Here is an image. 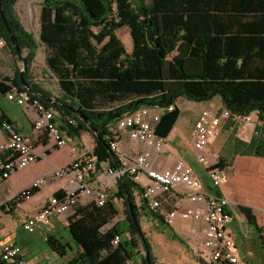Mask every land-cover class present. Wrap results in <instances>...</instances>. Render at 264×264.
<instances>
[{"label": "trees", "instance_id": "obj_1", "mask_svg": "<svg viewBox=\"0 0 264 264\" xmlns=\"http://www.w3.org/2000/svg\"><path fill=\"white\" fill-rule=\"evenodd\" d=\"M95 1L97 8L88 0L47 1L48 20L41 24V42L45 46L46 66L58 79L60 97L53 96L24 74L29 86L26 87L19 78L22 70L15 72L14 87L39 96L46 108L63 118L72 137L90 132L96 142L92 155L98 165L109 163L113 170L119 169L121 163L106 139L110 125L142 107L167 109L180 98L203 103L218 96L233 119L257 113L259 122L250 142L233 138L231 145L235 156L264 158V0H176L175 9L163 28L155 17L154 7L141 8L119 25L160 30L154 42L126 59L101 50L92 61L82 59L81 54L93 36L89 26L110 22L111 11L110 0ZM1 10L0 34L10 42ZM66 106L88 118L97 135ZM69 118L75 124H69ZM0 120L11 122L7 116H1ZM227 164L226 160L219 159L213 167L223 170ZM117 189L104 207L93 202L89 206H75L67 226L71 240L49 233L47 247L60 257L72 252L68 264H127L129 261L156 264L141 218L151 215L165 223L163 217L137 200L142 189L127 174L118 181ZM39 191L40 188L32 190L30 196ZM56 196L61 197L62 193ZM25 198V194H20L8 206L25 203ZM115 198L122 200L126 217L108 229L120 215L113 202ZM240 210L248 223L262 233L253 211L243 205ZM117 234L121 241L115 246L113 240ZM172 238L185 245L178 234L174 233ZM142 251L149 253V260Z\"/></svg>", "mask_w": 264, "mask_h": 264}, {"label": "built area", "instance_id": "obj_2", "mask_svg": "<svg viewBox=\"0 0 264 264\" xmlns=\"http://www.w3.org/2000/svg\"><path fill=\"white\" fill-rule=\"evenodd\" d=\"M6 39L0 34V53L8 44ZM7 98L35 114L33 128L37 137H46L58 149L72 145L73 137L66 134L56 122L57 113L46 108L39 96L29 93L28 90L13 87L8 92ZM174 108L175 106H172L167 110L172 112ZM232 116L228 109L220 113L201 110L192 131V147L198 154L197 159L200 164L207 168L208 179L215 190L222 186L223 172L209 163L207 158L209 147L223 121ZM160 120V116L155 115L151 107H142L125 114L110 125L106 139L121 163L120 169L106 170L107 175L113 179L111 185L127 174L142 189L137 194L138 201L142 200L152 212L161 215L167 226H173L178 218L182 221L200 223L202 236L195 253L205 264H250L236 254L232 236L227 229L234 221L229 207L230 201L220 194L204 192L196 171L182 160L177 161L172 169H156V158L164 152L165 147L163 138L159 137L154 129V125ZM67 121L71 125L75 124L74 119L69 118ZM123 133H128L133 142L142 145V151L130 162L121 155L119 147V138ZM75 152V148L72 147L70 160L64 166L56 167L52 173L36 178L28 188L18 194V196L25 194L27 201L32 198L31 191L42 188L49 178L62 182L58 191L63 193L62 196L52 195L41 211L27 217L24 222L26 232L32 234L38 225H49L52 215L65 216L74 212L75 206L82 198H91L97 206L103 207L109 201L108 191L104 188L92 187L87 179L88 175L95 174L98 169L97 158L92 154L89 156L88 153L76 156ZM47 157V151H37L34 143L20 134L11 122L0 120V186L4 181L10 180L15 172L27 169L40 160H46ZM143 177L149 179L148 184H143ZM181 195L188 199L192 206L168 210L166 204L169 203L170 198ZM6 205L7 203L0 205V263L31 264L20 244L4 236L1 213L2 207ZM120 241L121 237L115 235L113 244L117 246ZM127 264L134 263L129 261Z\"/></svg>", "mask_w": 264, "mask_h": 264}, {"label": "crops", "instance_id": "obj_3", "mask_svg": "<svg viewBox=\"0 0 264 264\" xmlns=\"http://www.w3.org/2000/svg\"><path fill=\"white\" fill-rule=\"evenodd\" d=\"M10 1L11 0H0V6H2L1 5L3 4L2 2L7 3ZM1 9H3V7H1ZM5 17L7 21L9 20L12 23L13 21L14 22L17 21V16L14 13H12L11 9H8V6L5 8ZM4 30L8 32V30L5 27H4ZM9 30L10 32L14 33V36L21 37L20 31L15 30L14 28L12 29L11 26ZM7 58L8 57L6 56L5 51H2L0 53V72L3 71L2 65L9 66L7 65L8 62L6 61ZM13 79L14 77L11 76L9 73L6 74L5 77L0 78V84H1L0 85V96L7 97V94L10 91V89L14 87ZM4 89H7L8 91L5 93ZM174 106L175 108L173 112H169L167 109L151 107L152 112L155 115L160 116L161 118V121L154 125V129L157 135L163 138V141L165 144L164 152L161 155H159L155 161V167L158 170L172 169L175 166L177 161L179 160L184 161V158H182L179 152H182V150L185 149L186 145L185 143L183 145V142L181 140L185 139L187 145H190L192 147V144H191L192 131H193V127L196 123V120L201 110L206 109V110L215 111V112L216 111L222 112L223 110H225L223 103L218 96L214 97L210 101L203 102V103L202 102H192V101L186 100L185 98H180L178 99L177 103ZM22 110H23L25 118H21L11 113L9 110H5L0 105V117L7 116L8 119L11 120V123L15 126L16 130L20 134L25 136L26 138H29L34 143V146L36 147L37 151H42V152L47 151L48 157L46 160H40L37 163H34L31 166H29L27 169L25 168L22 170V172L25 173V176L28 177L26 181L22 182L21 184L19 183L18 185H15L17 180L14 177L20 171L19 170L12 175L10 180L4 181L2 184V187H0V192H2L1 196H3L2 198H0V205L3 203H7L5 208L2 209V213H1V219L3 223L2 225L4 226V229H3L4 236L9 240H12L11 236L15 233H12L11 231V233L8 234V232H6V227L7 228L12 227L11 223H14V221L18 219L19 221H17V223L19 222L21 223V228L17 232L26 233L24 229V222L26 221V218L41 211L45 202L52 195L60 191V186L62 182L57 181L54 178H49L45 186L43 188L40 187V191L33 196V198H35L37 195L42 193V189L45 188V190L47 191L46 198L43 199L41 202H39L35 208H32L28 211H26L24 208L27 203L26 201L25 203L23 202L22 204H18L17 206H8V202L16 198L23 189L28 188L31 185V183L35 181L36 178L40 176L43 177L45 175L52 173L56 167L58 168V167L64 166L67 163V161L70 160L72 147H74L76 150L75 152L76 156H81L84 153H88L89 156H91V154L94 153V150L96 147V142L94 138L92 137L93 135L90 134V132H82L81 136L79 137L73 136L72 145H69L63 149H58L46 137L36 136L34 132V128H33V120L35 119V114L33 112L27 111L25 108H22ZM182 118H185L184 124L186 125V128L189 130L190 137L188 139L182 135V131H181L182 128L179 129V126H178V124L181 123ZM227 120L228 119H225V121ZM56 122H58L60 126L65 127L64 132L68 134L67 126L64 124L63 118L59 117L58 113L56 114ZM181 127H185V126L182 125ZM246 131L248 133L250 132V138L249 139L242 138V140H246L250 142V140L252 139L254 135V127L252 129H248L246 127ZM168 141L172 142L173 146L172 145L169 146ZM119 147L121 150V155L126 157L128 162L133 161L135 158V155L142 151V145L133 142L130 139L128 133L121 134V137L119 138ZM207 158L210 164H217V162L219 161L220 155H214V154L210 155L209 154ZM221 159H224L228 162L227 166L223 170H221L223 172L221 188L215 190V188L211 186L210 181L208 179V175H207L208 173L207 168L203 166L206 172L202 175H199V173H197L201 181V185H202L201 189L204 192L209 193V194H214V193L217 194L218 192L220 195L226 197L230 201L229 207L233 214L234 221H232V223L228 225L227 229H228L229 234L232 236L231 238L233 239V242L235 245L236 254L242 260H244V262H248L250 264H264V243H263V240H264V158L263 157H248V156H240V155L235 156L232 152V154L229 155V157L223 156L221 157ZM41 162L42 164L44 163L45 165H43L40 169H37L38 167H40ZM184 163L188 165L185 161ZM107 168H111L109 163L101 162L98 165V169L96 173L93 175L87 176V179L90 182L92 187L104 188L108 191L114 188V185H116V183L111 185L113 179L111 176L107 175L106 173ZM142 181H143V184L149 183V179L146 177H143ZM11 188H13V190ZM115 189L117 192L118 191L117 187ZM92 202L95 203L93 199L91 198H88V197L82 198L79 201V208L86 206V205L89 206ZM113 202L116 204L117 208L119 209V212H121L120 202H122V200H120V198H115ZM241 205L250 208L253 211V213L256 215V217L258 218V224L262 228V233L259 232L253 226L254 229H256L259 233V237L257 238V241L251 240L253 242L250 243V241L246 240L248 235L244 234L240 223L242 222H245L247 224L249 223H248V220L245 214L240 210ZM191 206H192V203L189 202L188 199L184 198L183 195H181L180 197H171L169 203L166 204V208L168 210H173L176 208L185 209ZM73 213L74 212L68 215H65V216H56V214L52 215L51 221L53 220L54 224L51 226L50 225L51 222H50L49 225L51 227L49 228V230H47L44 233L46 234V239L49 233L54 234L55 236L58 237L59 234H57V231L62 227L67 230V226L69 224V218L72 217V215H74ZM118 216H121V214ZM117 217H115L114 220L107 226L108 229L112 228L117 222L122 223L119 221V218ZM15 218L16 220H14ZM156 223L159 224L162 222L159 220H156ZM49 225H43V226H49ZM181 225L182 226L196 225L199 230V236L197 239L199 240V243H200V236H202L201 224L198 223L197 221H182L181 218H178L174 222L173 226L166 227L167 225H161L162 227L161 230L156 231L155 234H160L158 235V237L161 239L163 243L169 246V243L171 242L167 240V237L166 235H164V232L168 233L170 230L171 232L178 234L176 229L177 227ZM235 230L240 233L241 235L240 240L238 239L239 236H238V233H235ZM32 234L24 236L25 243H29L31 245L35 243L34 239L31 238ZM155 234L149 233L148 234L149 240H150V235L154 236ZM155 238H157L156 235H155ZM14 241L20 244L18 242L17 237ZM150 244L152 248L155 247V245L151 241H150ZM158 246L162 247L163 245L161 243L160 244L158 243ZM181 246L183 247L186 246V243L185 245H181ZM23 252L27 256L24 249H23ZM242 253L246 255L245 259H243ZM43 254L49 255L46 249L44 250ZM27 258L30 260L29 262L31 264H36L34 260L30 259L28 256ZM66 258H67V264H68L72 257L67 255ZM190 264H201V263L195 260L194 263H190Z\"/></svg>", "mask_w": 264, "mask_h": 264}, {"label": "rangeland", "instance_id": "obj_4", "mask_svg": "<svg viewBox=\"0 0 264 264\" xmlns=\"http://www.w3.org/2000/svg\"><path fill=\"white\" fill-rule=\"evenodd\" d=\"M47 1L49 0H11L7 3L2 2L3 4H1V7H3L2 12L4 17L5 8L7 6L8 9H11L12 13L17 16V21H13V23L9 20L7 21L5 17L8 28L10 29L11 26L12 29L14 28L15 30L20 31L21 37L14 36V33L11 32L14 37V43H11V41L8 42L5 50H3L8 57L6 61L8 62L7 65L9 66L2 65L3 71L0 72V78L5 77L8 73L14 77L17 70H25L24 74L30 81L39 83L44 87L45 90L52 93L53 96L60 97V86L58 83V79L50 73L46 66V53L44 49L45 46L41 42V24H43L44 21L48 20L47 13L49 5ZM88 1L92 5H94L95 8H97L95 0ZM175 2L176 0H110V22L98 24L96 26H89L93 36L89 38L87 45L81 52L82 59L95 61L98 52L101 50H104L108 53L113 52V54H119L124 59L129 58V55L131 56L135 54L136 51H144L146 46L154 42L155 36L160 34V30H150L147 27L142 28L140 25L136 27L119 24L121 23V21L127 20V17L130 13L136 14L140 12L141 8L154 7L156 11L155 17L157 18L158 23L161 25V28H163L168 15L175 9ZM76 17L77 16H74V18ZM82 18L83 20H85L86 17ZM140 18V20L144 19L143 17ZM0 105L5 110H9L11 113L21 118H25L22 110L23 107L15 104L11 100L7 99V97L0 96ZM184 121L185 118H182L181 123L178 124V126L179 129L182 128V135L188 139L190 137L189 130L186 128ZM258 122L259 121L257 113H253L250 117H247L245 119L229 118L227 121L224 120L216 133L214 141H212L209 147V154L220 155L219 159H221V157L223 156L229 157V155H231L233 152L231 145L233 142L232 139H249L250 132L248 133L246 131V127L248 129H252L253 127L255 128ZM182 125L185 127H181ZM181 141L183 142V145L185 143L186 147L182 150V152H179V154L182 156V158H184V161L196 171V173H199V175L204 174L206 171L203 165H201L196 158L197 152L190 145H187L185 139H182ZM168 144L169 146H173L172 142L168 141ZM43 165L45 164H42L41 162L40 167H38L37 169H40ZM108 169L109 168H107L106 170ZM14 178L17 180L15 185H18L19 183L21 184L28 179V177L25 176V173L22 172V170H20ZM117 185L118 182L110 191L107 190L110 197L116 194L115 188L117 187ZM44 186L45 185H43L42 188ZM0 187H2V185ZM11 189L13 190V188ZM1 195L2 192H0V198L3 197ZM46 196L47 191L44 188L42 189V193L37 195L35 198L32 197L26 201L27 203L24 207L25 210L28 211L32 208H35L39 202L46 198ZM120 206L121 216H118L117 218H119L120 222H123L126 215L124 213V206L122 202H120ZM14 220H16V218ZM17 221L19 220L17 219L16 221H14V223H11L12 227H6V232H8V234L11 233V231L12 233H15L11 236L12 241H14L17 237L18 242L21 244L25 253L30 259L34 260L36 264H67L66 257H60L47 248L46 234L44 233L49 230V228L54 224L53 220L51 221V226L38 225L36 232L31 235V238H33L35 242L32 245L29 243H25L24 241V236L30 235L31 233L26 232L28 233L26 234L25 232H17L21 228V223H17ZM161 225L166 224L156 223V219L151 215H144L141 218V226L146 232L147 237L149 233L155 234L156 231L161 230ZM240 225L243 229L244 234L248 235L246 239L247 241H250V243L253 242L251 240L257 241L259 233L256 229H254L253 226L245 222L240 223ZM176 230L179 234L178 236H180L186 243V246L183 247L179 242L173 241L172 235L174 234V232H171L170 230L168 233L164 232L167 240L172 243V245L171 243H169V246L161 241V239L158 237V235L160 234H155L157 238H155V235H150L149 241H151L155 245L152 252L156 264H190L194 263L195 260L199 261L195 253V251H197L199 247V240L197 239L199 236V230L197 226L181 225L177 227ZM235 233H238V239L240 240V233L236 230ZM57 234H59L58 237H64L66 238V240H71L68 234V230L64 229L63 227L57 231ZM158 243H161L163 245V248L161 246H158ZM45 249L47 250L49 255L43 254ZM141 254L143 256L146 255L144 251H142ZM68 255L72 257L73 253L69 251ZM242 257L243 259H245L246 255L242 253Z\"/></svg>", "mask_w": 264, "mask_h": 264}, {"label": "water", "instance_id": "obj_5", "mask_svg": "<svg viewBox=\"0 0 264 264\" xmlns=\"http://www.w3.org/2000/svg\"><path fill=\"white\" fill-rule=\"evenodd\" d=\"M1 10V9H0ZM1 18L3 19V25L6 27V29L8 30V33H9V35H10V41H11V43H14V37H13V35L11 34V32H10V30H9V28H8V26H7V21L5 20V17H4V15H3V12H2V10H1ZM24 71L25 70H22L21 72H20V74H19V78H20V80H21V82L26 86V87H29L28 86V83L24 80V78H23V75H24ZM50 102H54V100H52V99H48ZM66 108L67 109H69V110H71L73 113H75V115H77L81 120H83V122H85L89 127H90V130L94 133V134H96L97 135V129L96 128H94V127H92L91 125H90V123H89V119L88 118H86V117H83L82 115H80L79 113H78V111L77 110H75V108H72V107H69V106H66ZM119 169H120V167H119ZM128 197V199H129V196H127ZM133 219H134V222H135V224L137 225V221L135 220V216L133 217ZM138 226V225H137ZM138 228H139V230H140V232L142 231L141 230V228H140V226H138ZM146 257H147V259L149 260V253L148 252H146Z\"/></svg>", "mask_w": 264, "mask_h": 264}]
</instances>
